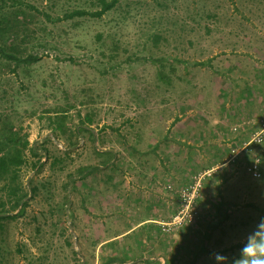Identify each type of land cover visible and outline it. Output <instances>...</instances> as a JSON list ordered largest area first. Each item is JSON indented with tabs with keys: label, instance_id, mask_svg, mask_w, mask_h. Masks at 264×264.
I'll return each instance as SVG.
<instances>
[{
	"label": "rangeland",
	"instance_id": "1",
	"mask_svg": "<svg viewBox=\"0 0 264 264\" xmlns=\"http://www.w3.org/2000/svg\"><path fill=\"white\" fill-rule=\"evenodd\" d=\"M5 1L9 19H26L25 53L41 59L12 72L0 55V125L11 121L38 151H24L19 171L23 212L0 195V213L13 215L0 219V264H127L145 232L115 236L141 216V188L174 191L175 215L176 190L198 178L197 220L160 238L186 230L187 249L238 254L264 217V0H118L101 17L56 22L45 13L102 0ZM234 175L240 194L226 200ZM240 200L244 235L195 232L203 214H230Z\"/></svg>",
	"mask_w": 264,
	"mask_h": 264
},
{
	"label": "crops",
	"instance_id": "2",
	"mask_svg": "<svg viewBox=\"0 0 264 264\" xmlns=\"http://www.w3.org/2000/svg\"><path fill=\"white\" fill-rule=\"evenodd\" d=\"M238 176L230 177L223 187L226 200L232 195L230 193L232 188L236 189L237 197L240 194L238 192L240 190ZM255 187L259 189L258 194H264V182L256 184ZM131 192L132 196L136 194V191ZM173 192L171 191V194H169V192H166L165 187H159L158 184H152L151 187L145 189L141 188L139 194L140 204L143 206V208L142 206L140 207L143 210L141 216L135 219L137 209L134 210L131 215V220L134 222L130 224L125 232L115 236L116 238H121V236L138 237L141 230L145 232V238L141 239L142 242L137 238L139 246L137 249H132L133 254L131 253L130 261L127 264H171L173 261L178 263L213 264L208 258L211 252L207 251L203 246L200 245L197 250H191V248L187 249L183 245L181 236L186 230L174 233L172 236L174 241L170 239V241H167L168 243H165L161 239L164 234L161 230L160 222L169 220L173 215L175 204V194ZM229 202L235 208L228 211L230 214L221 215L220 217L216 215L209 216L206 213L202 215L201 221L194 230L196 233L202 234L206 242L211 235H217L218 233L224 237L244 235L245 224L248 220L244 219V212L247 209L244 205L245 203H243V200ZM252 216L254 217L255 215L252 214ZM186 250H189L187 254ZM184 256H188V259L184 258Z\"/></svg>",
	"mask_w": 264,
	"mask_h": 264
},
{
	"label": "trees",
	"instance_id": "3",
	"mask_svg": "<svg viewBox=\"0 0 264 264\" xmlns=\"http://www.w3.org/2000/svg\"><path fill=\"white\" fill-rule=\"evenodd\" d=\"M117 2L118 0H102L101 8L97 10L74 9L72 11H66L63 15H57L56 17L47 13H45V15L48 19L55 20V22L76 15L101 17L107 11L111 10ZM5 4V0H0V55L9 61L4 64L8 66L12 72H15L16 67L21 63L27 64L37 62L41 59V56L30 52L27 54L25 53V46L30 39L27 32L20 28L19 24L26 19H18V16L21 15L20 11H17L14 19H9L7 9H3ZM14 34L15 38L10 40L7 39L10 35L13 36ZM12 62H14L13 65L11 64ZM50 118L54 124V133L57 136L59 135L57 129L62 128V117L56 113L54 117ZM83 128L88 127L83 126L82 129ZM79 130H81V128H78L75 132L78 133ZM29 144L27 137H22L11 121L0 125V180L4 182L0 187V195L4 191V195L8 197V201L12 203V206L14 208H20L19 212H23V209L27 206L26 198L28 197V192L23 190L21 187V181H19V171L24 163H26L24 151L29 148L33 155H38L36 146H29ZM40 162L41 160L38 159L34 163V166H40ZM95 168L96 166L82 167L79 171H92ZM31 191H33V189H31ZM11 217H13V215L6 213L5 211L0 213V219Z\"/></svg>",
	"mask_w": 264,
	"mask_h": 264
},
{
	"label": "clouds",
	"instance_id": "4",
	"mask_svg": "<svg viewBox=\"0 0 264 264\" xmlns=\"http://www.w3.org/2000/svg\"><path fill=\"white\" fill-rule=\"evenodd\" d=\"M208 258L213 264H264V217L244 235L238 254L230 257L223 252L213 251Z\"/></svg>",
	"mask_w": 264,
	"mask_h": 264
},
{
	"label": "built area",
	"instance_id": "5",
	"mask_svg": "<svg viewBox=\"0 0 264 264\" xmlns=\"http://www.w3.org/2000/svg\"><path fill=\"white\" fill-rule=\"evenodd\" d=\"M258 162L259 159L256 160V162L252 165V167H250V170L257 169ZM255 173L257 174L256 171ZM198 179L176 190V192H178L181 199L180 209L175 215L172 216L170 220L161 222L162 231L166 233H171L182 228L183 226H188L189 224H193L197 220L199 215L197 200L200 196L202 178H198ZM169 187L172 188L171 185Z\"/></svg>",
	"mask_w": 264,
	"mask_h": 264
}]
</instances>
